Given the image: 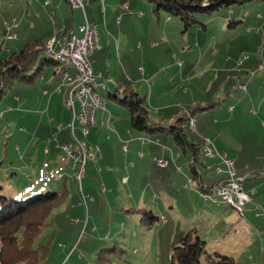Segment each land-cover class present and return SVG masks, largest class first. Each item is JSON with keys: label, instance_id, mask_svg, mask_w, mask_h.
Listing matches in <instances>:
<instances>
[{"label": "rangeland", "instance_id": "1", "mask_svg": "<svg viewBox=\"0 0 264 264\" xmlns=\"http://www.w3.org/2000/svg\"><path fill=\"white\" fill-rule=\"evenodd\" d=\"M98 2L102 6V1ZM140 2H144L148 12L141 6L134 11L138 15L145 14L143 18L138 19V35L145 43L147 38L154 36L157 48L150 50L144 46L145 50H139L138 44L137 50L133 49V52L125 54V70L123 66L119 67L116 61L113 62L114 72L104 67L103 81L112 80L118 75L120 81L123 80L125 88L124 79L127 76L133 79L136 75L139 76L140 79L135 84L142 94L148 96L150 118L154 119L152 112L155 107L150 104V95L153 94L158 107L170 102V96L172 97L170 103L173 106V95L164 92L160 97V94L156 93V87H152L151 90L146 79L154 82L157 73L165 75L166 80L169 79L172 76L171 70L168 71L165 67L166 63L172 60L175 64L178 61L185 62L187 69L185 68L183 77H187V70L192 65L194 80L190 96L194 92V97L206 99L211 102L209 105L217 101L215 107L207 111L213 109V112L221 115L220 110L224 112L230 102H233V95L234 98L241 99V105L248 106L249 111L245 109V113L239 114L238 110L236 116L239 117H234L230 124L227 122L224 134L226 137H222L224 152L230 154L242 167L258 160L259 165L251 167L250 171H254L253 173L244 172L243 176H239L244 178L245 188L256 182L263 192L264 173L258 169H264V109L259 112V104H264V0H250L243 5H232L210 14H199L197 19L201 24L188 30H185L184 22L179 17L172 16L166 11H161L158 17L152 13V5L147 0ZM21 6L25 8L19 0H0V55L8 50L20 51L27 42L38 37H42L47 45L55 36V22L58 26V36L64 32L63 23L71 28V6L65 0L60 12L54 9L53 4L47 9L49 15L42 7L38 8L40 18L32 15L31 19H27L28 16L26 18L21 12ZM87 12L90 15L88 6ZM14 17L18 22L11 28L17 33L18 39L5 40L11 29L4 22L6 20L11 22ZM78 22L79 20L76 24ZM202 24L206 27L205 32ZM170 41L173 45L169 44ZM127 52L130 50L127 49ZM229 64L233 65L232 71H227L230 68ZM205 65L206 76L202 79L197 78L204 74V70L198 69ZM61 68L62 66L46 67L43 72V77L45 76L43 83L42 77L33 85L14 84L7 91L0 106L14 104L12 98L15 94L22 98L29 94L32 100L34 97L36 100L41 98L43 89L47 88L49 95L45 98L44 112L47 110V100L51 95L52 107L47 115L56 117L53 123L55 129L69 118L70 123L72 112L64 104V93L62 96L53 93L60 79L53 86L48 85L55 77L54 72L57 71L59 74ZM146 68L152 69V73L155 71L154 80L148 72L144 76ZM68 69L72 74L75 72L74 68ZM174 80L173 85L181 81L177 76ZM122 83L120 96L123 95ZM185 90L186 88L183 91ZM100 92L107 102L106 110L100 111L97 119L106 120L110 115L112 120L109 126L104 127L100 133L97 130L99 126L93 127L87 136L79 129L76 130V137L79 140L85 141L88 146L92 144L94 148L99 147L96 161L87 162L82 179V192L89 197L88 212L85 213L84 207L80 204L82 193L76 184L77 169H70L74 158L67 159L66 152L61 149L65 140L62 141L60 138L62 163L64 161L67 164V173L70 174L67 179L70 193L66 203L52 212L50 219L53 225L46 227L38 240L45 242L47 236L55 232L50 244L49 260L42 264H171L174 247L178 246L182 237L193 229L207 241L206 249L210 254V257L204 255L199 264L217 262L220 258L215 255L216 252L234 258L237 263L264 264V206L254 201L253 207L248 206L243 213H239L226 204L216 207L206 202L199 195L196 180L189 188L184 185L187 183V177L193 174L191 153L188 151L184 154L171 136L148 135L133 129L129 114L124 107L109 97V90L101 88ZM179 99L177 96V101ZM218 102L221 105L218 106ZM231 105L232 109L236 108L234 102ZM177 106L185 109L191 104ZM34 107H38L37 100ZM32 111L39 112L35 108ZM203 112L205 111L200 113ZM169 115L165 114L168 123L173 119ZM214 119L218 118H211L212 121ZM15 127L16 123L11 121L0 125L2 187L0 196L20 200L29 197L35 188L57 190L63 183L55 181L61 178L60 173H57L58 156L52 163V168H44L42 154H39L43 147L49 146L51 142L39 137L33 139L28 137L26 141L21 142L20 134L16 133ZM198 133L189 131V138H200ZM218 135L217 131L207 136L215 141ZM167 139L170 140L172 150L164 143ZM52 140L55 141L56 138ZM69 142L72 148L76 146L73 136ZM17 143L19 145L22 143V147L18 148ZM50 146L54 148V144ZM124 146L128 150H125ZM161 150L171 151L176 159L172 161L171 158L170 160L163 158ZM162 160L172 163L167 169H163L158 165ZM206 162L207 167L202 164L199 166L203 174L202 183L209 186L222 175L214 167L211 168V162ZM178 166L183 170H177ZM46 168L50 171L49 175L43 173ZM51 178L54 179L53 183H47L46 181ZM252 196L254 198L255 193H252ZM71 198H75L76 200L73 199L75 202ZM257 206H260V209L257 210ZM65 215H69V219H66ZM151 216L158 217L153 225ZM74 219L78 221L71 224Z\"/></svg>", "mask_w": 264, "mask_h": 264}, {"label": "trees", "instance_id": "2", "mask_svg": "<svg viewBox=\"0 0 264 264\" xmlns=\"http://www.w3.org/2000/svg\"><path fill=\"white\" fill-rule=\"evenodd\" d=\"M147 1L152 5L155 15L158 16L161 11H166L172 16L179 17L184 22L185 30H188L197 24H201L197 19L199 14H210L223 7L243 5L250 0ZM202 27H204L203 24ZM48 66L57 67L60 66V63L46 54V42L40 38L27 42L20 51L8 50V52L1 54L0 102L14 84H35ZM55 74L57 75L58 72L55 71ZM109 93V97L128 112L133 129L148 135L171 136L184 154L189 151L192 154L191 168L192 173L196 175L197 187L204 189L207 186L201 182L202 175H198L195 166L196 162L199 163L202 158H206L202 153L203 141L195 143L189 140V131L196 133V128L195 130L191 129L190 119L194 118L195 120L197 114L216 105L217 101L211 105L198 102L184 112L175 113L174 121L165 124L163 120L150 118L148 96L142 94L140 89L132 84L129 83L125 86L122 96L118 94V90ZM217 163L216 160L214 168ZM224 178L225 176L222 175L219 180L207 187L218 184ZM67 179L64 175L57 179L63 183L55 191L50 188H35L29 197L20 200L0 196V264H42L48 262L50 244L55 232L49 234L45 242L38 240L44 229L53 225L50 219L52 212L62 207L69 198L70 190L67 186ZM53 181L54 179L51 178L46 182L53 183ZM88 202L89 200L86 201V205L81 204L85 213L88 212ZM157 219L158 217L155 216L150 217L152 225ZM76 221L78 220L74 219L72 222ZM206 244L207 242L196 229L190 230L182 237L180 244L174 247L171 264H199L204 255L210 257ZM215 255L220 259L213 264H241L228 255L218 252Z\"/></svg>", "mask_w": 264, "mask_h": 264}, {"label": "crops", "instance_id": "3", "mask_svg": "<svg viewBox=\"0 0 264 264\" xmlns=\"http://www.w3.org/2000/svg\"><path fill=\"white\" fill-rule=\"evenodd\" d=\"M19 1H21L22 5L23 4L25 5L24 9L22 6L20 9H22L21 12L23 13V16H25L26 18L28 16L27 19H31L32 15L36 18H40L41 16L38 13V8H41V7L43 10H45L46 14H48V15H49V11L47 9H48V7H52V4L54 5V9L59 10V12L63 9L62 8L63 7V0H49L48 6L44 5L45 0H35V1L34 0H19ZM65 1L68 4L67 0H65ZM107 2H108V5H107ZM10 3H11V1H10ZM144 5H145L144 2H140V0L139 1L138 0H104L105 9L103 11L102 6L99 5L98 0H89V3L86 5L87 18L90 21L96 23L98 25V29H99L100 48L97 49L93 53V55L91 56V63H92V67H93L94 72H100L102 74V76H104L103 71H102L104 69V67L110 68L114 72L113 62H115V61L117 62L119 67L123 66V70H125V54L133 52L134 51L133 49L137 50L138 44L140 46L139 50H145V49L155 50L157 48V43H154V42H156L154 39V36H150V38H147V41H146L147 43H145V42L141 41L142 38H141V36L138 35L139 34L138 19L143 18L145 14L140 13L138 15L134 11H136L141 6V7L145 8V11L148 12V8H146V6H144ZM87 6L90 9V15L87 12ZM20 9H18V10H20ZM132 9H133V11H132ZM76 11H77V14H76ZM152 13L154 14V12H152ZM76 16L78 19H76ZM159 16H160V14L158 15V17ZM53 17L55 19L54 15H53ZM77 20H79L78 24H76ZM84 20H85V18H84V13H83L82 9H80V8L72 9L71 8V22H72L71 27L74 26V24H75V27H76V25L78 26V25L82 24L84 22ZM5 22H7V20ZM5 22H4V24H5ZM167 23H169V21ZM54 25H55V36L54 37L59 38L60 36H58L57 23L55 22ZM33 26L35 27L34 24H33ZM62 27H63L64 31L70 28V27H67L66 25H64V23H63ZM12 28L10 30V33H16V32L12 31ZM203 31L204 32L206 31L205 25H204ZM249 33H251V31ZM39 38L43 39L42 37H38L37 39H39ZM4 39L10 40L7 38H4ZM17 39H18V37L16 39H12V40H17ZM138 40H140V42H137ZM169 44L173 45V43L171 41L169 42ZM144 46H145V49H144ZM150 46L152 48H150ZM127 49H129L130 52H127ZM165 50H168V49L165 48ZM165 53H167V52H165ZM228 62H230V61H228ZM229 66H230V68L227 69V71H232L233 65L229 64ZM212 67H213V65H211V68ZM165 68L168 71L171 70V74L173 76V77L171 76L167 80L165 78V75H160V73L155 74V71H153V73H152V69L146 68V70H144V76H146V72H148L150 74L149 76L153 77V80H154V74H155L156 80L154 82H150L149 79H146L151 90H152V87H154V88L156 87V93L160 94V97L162 96V94L164 92H167V93H170L173 95V106H171V103H170V102H172V97L170 96V98H171L170 102L163 104L162 107H158L156 105V101L153 99V94L150 95L151 96L150 104L152 107H155V109H153V112H152L154 115L153 120L159 119V120H163L164 123L166 122L165 124H170L171 122L174 121L175 113L184 112V110L190 108L192 105H194L198 102H200L204 105L211 103V102L206 101V99H201V97H199V99L197 97H194V94H195L194 92H193L192 96H190L191 86L193 85V80H194V77H192V70H193L192 65H190V69L188 68V70H187V77H183V75L185 74L186 69H187V67L185 66V62L184 63L182 62V64L179 65L178 63L175 64L172 60V61L166 63ZM209 68H210V65H209ZM199 70H204V74L202 76L197 77L199 79H202V77L206 76L207 65L201 67L200 69H198V71ZM168 73L169 72H167V75H168ZM54 76H55L54 79L48 84L49 86H53L55 82L59 81L60 73L56 75L54 72ZM175 76H177L178 78L180 77L181 81H179L173 85V83L175 82V80H174ZM42 77H43V75L40 78H42ZM107 77L109 78L110 75H108ZM190 77H191V79L189 80L188 78H190ZM219 77H220V75L218 76V78ZM139 79L140 78L137 75L134 79L131 76H127L124 79L125 80V86L130 83L134 87H137V84H135V83L137 81H139ZM44 80H45V76L41 80L42 83L44 82ZM122 81H120V78L118 77V75L116 78L114 77L112 80H109V81L106 80V82H105L106 89H108L109 92H111V93L118 90V94H120V92H121L120 88H121ZM58 85H59V82L55 86L57 87ZM56 87H54V89H53L54 94H55ZM122 87L124 89V84L122 85ZM112 88H114V89H112ZM184 88H186L185 91H183ZM48 95H49V91L47 90V88H44L43 92L41 94V98H36L38 107H34L35 101H36L35 97L32 100L29 97V94L24 96V98L15 94V96L12 98V101L14 102V104L8 103V105H6L4 107L0 106V113L2 114L0 116V125L5 124L8 121L16 123V127H15L16 133L20 134L21 142L26 141V139L28 137H32V139L39 137V138H45L46 140H48V142H51L50 145L54 144V148H51L50 145L49 146L45 145V147H43L42 151L39 153V154H42V156H41V160L43 162L42 166L44 168L45 167L52 168L51 167L52 163L55 162L56 156H58L57 167H59V170H57V173H60V174L64 175V177L66 176L67 178H69L70 176H68V175H70V174L67 173V164L64 163V161L62 163L63 151H61L59 148L60 147L59 146V140L61 138L62 141L65 140L63 144L69 143L71 145L69 140L71 139V136H73V135H72V131L69 127L70 118H69V120H66V122L64 123L65 126H63L64 124L61 122L59 124V126H57V128L55 129V125H53V123L55 122L56 117H54L52 115L50 117L47 115V113L49 112V110L52 107V99H50L51 95H50L49 99L47 100V104H46L47 110H46V112H44L45 111L44 102H45V98H47ZM57 95H59V94H57ZM59 96H62V94H60ZM177 96H178V98H180L179 101H177ZM36 97H38V96H36ZM232 101L234 102V104H236V108L232 109L230 106H232L231 104H233V102H230V105L228 106L227 110H225L224 112L222 110H220L222 113L221 115L217 114L216 112H213V109L211 111H207V109H206L205 112L197 114L195 116V128H196V133H197V131L199 132L198 135L200 136V138L199 137L198 138L192 137L191 139L189 138V140L192 142H195V143H201L203 141L204 136H207V135L211 136L215 132L218 131L219 132L218 138L215 139V141L212 138L211 139L213 140L216 149H218L220 151H224L225 150L224 149L225 148L224 147V139L222 137H226V136H224V134H225V128H226L227 122H228V124H230V122L234 119V117H239V116H236V113L238 110H239V114L245 113V109L247 111H249L248 106L241 105V99L234 98V95H233ZM179 104L180 105L182 104L183 106H188L191 104V106L188 108L185 107V109L184 108L180 109L177 106ZM219 105H221V103L218 102V106ZM213 107H215V105H213L211 108H213ZM263 107H264L263 103L259 104V112L263 111V109H264ZM9 108H11V109H9ZM34 108L38 109L39 112H37V111L33 112L32 110H34ZM166 113L170 114L169 116L173 117V119L170 123H168L166 121V117H165ZM66 115H67V112H66ZM212 117H217L218 119H214L212 121L211 120ZM111 120H112V117H111ZM27 123L29 125H27ZM95 127H97V126H95ZM77 129H79V128H77V124H76V128L74 131L75 136H76V130ZM102 129H104V128H97L98 133H100V131H102ZM97 130H94V132H96ZM6 131L8 132V129ZM90 133H91V130H90ZM200 134H202L204 136L201 137ZM22 135H25V136H22ZM52 138H56V140L54 141V140H52ZM160 141H162V140L160 139ZM143 142H144V140H143ZM164 143L167 144L168 146H170L171 150L173 149L170 145V140L167 139L164 141ZM16 146L18 148L19 147L21 148L22 143H21V145H19L17 143ZM91 146L93 147L94 145L91 144ZM127 150H128V148H127ZM161 151H162L163 158H165L167 160H170V158H171V159H173L172 161H174L176 159V158H174V155H173L174 153H172L171 151L170 152L163 151V150H161ZM191 156H192V154H191ZM191 156H190V159H191ZM229 156H230V154H229ZM205 159H207L206 161L211 162V164H212L211 168L214 167L216 160L208 159V158H205ZM167 160H165V161H167ZM172 161H170V162L167 161V165L165 167H161V166L160 167L163 169H167L170 166V164L172 163ZM203 161H204V159L202 158L201 162L195 163L196 170L202 175V181H203V174H202V171H201L199 164L204 165V167L208 166V162L204 161L205 162L204 163ZM235 163H236V166H238L237 167L238 175H241V176H243L244 172H246L247 174L253 173L254 171H250V170H252L251 167L255 164L259 165L258 160H256L255 162H251L249 164H246L244 167H242L240 164L238 165L236 161H235ZM70 169L73 170L75 168L73 166H71ZM258 170H259V172L264 173V169L260 168ZM49 172L50 171L47 169L43 173L45 175H49ZM259 172H258V178H260ZM262 176H264V174ZM29 177H30V175H29ZM245 180H247V177L245 178ZM214 182L215 181H213V183ZM243 187H244L245 191H248L250 193H255V196H254L252 202L249 203L247 205V207L248 206L253 207L254 201L259 203V204H262L264 206V191L263 192L261 191V187L258 186L256 184V182L251 183L247 188H245V185L243 183ZM252 190H255V191H252ZM73 199H75V198H73ZM222 205L223 204H221L219 206L218 205H215V206L221 207ZM69 207H70V205H69ZM65 217H66V219L69 218V216L67 217V215H65ZM62 220H64V219H62ZM71 224H73V222H71Z\"/></svg>", "mask_w": 264, "mask_h": 264}, {"label": "built area", "instance_id": "4", "mask_svg": "<svg viewBox=\"0 0 264 264\" xmlns=\"http://www.w3.org/2000/svg\"><path fill=\"white\" fill-rule=\"evenodd\" d=\"M101 1L102 10L104 11V0ZM68 3L72 9H82L85 20L77 27L72 26L65 30L59 38H51L50 45H46V52L50 56L59 57L60 66L61 62H70L72 65H75V73L73 74L60 72V82L55 89V93L59 95L64 93V104L72 112V121L69 127L76 140V146L72 148L69 143H65L62 145V149L66 152L67 158H74L73 167L77 168L75 174L76 184L82 193L80 204L86 205L87 198L89 197L82 192V179L87 162L96 161L99 147L88 146L85 141H81L75 136L74 131L77 124L82 134L87 136L92 127H108L111 116L109 115L106 120L99 121L97 119V114L100 111L106 110L107 101H103L101 94H96V85H104V87L106 85L102 74L94 72L91 63V56L100 48V44L98 25L87 18L86 5L89 3V0H68ZM44 5L48 6V0H45ZM51 19L53 22L52 17ZM17 22L18 19L14 17L11 22H5V25L11 29ZM16 38V33H9L7 37L10 40ZM177 63L179 65L182 64L181 61ZM190 126L191 129L195 130L194 118L190 119ZM124 149L127 150V147L124 146ZM202 151L204 157L217 160L218 163L215 165V170L219 174L224 175L225 178L212 187L206 186L204 189H199V195L210 204L218 206L226 204L239 213H243L247 205L252 202L253 197L252 193L244 190V178L238 175L235 161L226 152L216 149L213 140L209 136L203 137ZM158 165L165 167L167 161H159ZM177 170L182 171L183 168L178 166ZM197 173L200 176L198 171ZM60 176L62 177L63 175L60 174ZM195 178V173L187 177L185 187H191ZM258 209H260V206H257Z\"/></svg>", "mask_w": 264, "mask_h": 264}, {"label": "bare ground", "instance_id": "5", "mask_svg": "<svg viewBox=\"0 0 264 264\" xmlns=\"http://www.w3.org/2000/svg\"><path fill=\"white\" fill-rule=\"evenodd\" d=\"M48 3H49V0H48ZM53 22H54V20H53ZM50 43H51V39L49 40V42L47 43V45H50ZM46 54L48 56H50L48 54V52H46ZM51 57L54 60L59 61V63H60L59 57H57V56H51ZM61 66H62L61 72H63V73H71L68 68H74V70H75V65H72V63H70V62H61ZM102 78H103V76H102ZM101 88L106 89V87H104V85H96V94H101V96L103 97V101H106L105 96L100 92V89Z\"/></svg>", "mask_w": 264, "mask_h": 264}]
</instances>
